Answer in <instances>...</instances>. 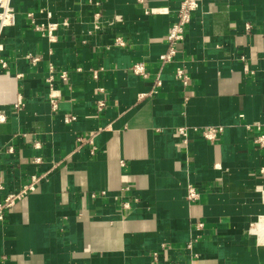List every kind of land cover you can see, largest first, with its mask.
<instances>
[{"label": "crops", "instance_id": "1", "mask_svg": "<svg viewBox=\"0 0 264 264\" xmlns=\"http://www.w3.org/2000/svg\"><path fill=\"white\" fill-rule=\"evenodd\" d=\"M180 1L9 0L0 200L40 180L0 222V264H264V0H200L161 64Z\"/></svg>", "mask_w": 264, "mask_h": 264}, {"label": "built area", "instance_id": "2", "mask_svg": "<svg viewBox=\"0 0 264 264\" xmlns=\"http://www.w3.org/2000/svg\"><path fill=\"white\" fill-rule=\"evenodd\" d=\"M200 0H181L178 4L177 10H176V17L175 21L171 24V26L168 29L167 35L165 37V42L167 45L166 51L162 53L159 56V62L161 64H167L173 61L175 56L177 55V45L183 41L185 30L187 25L192 19L193 14L197 11L199 6ZM95 18H98V15H95ZM14 24V11L10 6L9 0H0V29L3 27L11 26ZM57 24L55 23H48L46 26V36L48 41H53L52 32L55 30ZM246 29H249V26L246 25ZM35 30L42 31L43 32V25H37L35 27ZM115 43L119 46H122L123 43L119 39L115 41ZM28 60L31 63H35L38 61V58L32 57L30 55L27 56ZM0 68L5 69L6 63L0 59ZM52 70H50V73L46 79V82L49 87L52 86L53 81V74ZM131 72L141 77L142 79L148 78L147 73L144 71V66L142 63L134 64L131 68ZM175 77L180 82V84L185 87L188 84L189 78L187 77L186 73L184 72V69L182 66H177L175 68ZM67 75L66 73L62 72L59 75V79L66 80ZM92 78H97L96 71L92 72ZM155 86L160 85V81L157 79L155 81ZM147 96V94H140L139 98H143ZM101 104V103H100ZM17 105H20V102L18 101ZM49 105L53 111H56L57 106L53 99H49ZM71 118H66L65 122H69ZM194 134L201 137L203 140L207 142H214L216 141L219 136L222 133L221 127H206V128H193L191 129ZM256 130L259 132L255 136L254 143L260 147L264 148V129H262L259 125L256 126ZM178 135L181 137L183 141H186L187 138V132L183 128L177 129ZM8 152H11V149H8ZM40 159L35 158L34 162H39ZM261 173H264V171L261 170ZM38 178H32L31 181L25 185H22V187L15 193L7 194L0 200V222L3 221L5 215L7 212L11 210L13 205L16 201L26 198L31 192L35 189V184L39 181ZM2 186L0 185V191H2ZM197 193L195 189L192 186H187V193L186 198L189 201H195L197 200ZM123 207L127 208V204L125 203ZM198 226H201V224H198ZM156 253H153V257H156Z\"/></svg>", "mask_w": 264, "mask_h": 264}, {"label": "bare ground", "instance_id": "3", "mask_svg": "<svg viewBox=\"0 0 264 264\" xmlns=\"http://www.w3.org/2000/svg\"><path fill=\"white\" fill-rule=\"evenodd\" d=\"M262 228H264V227H262Z\"/></svg>", "mask_w": 264, "mask_h": 264}]
</instances>
